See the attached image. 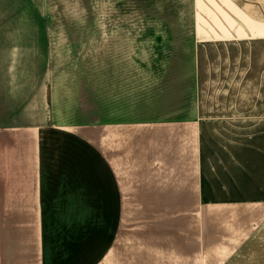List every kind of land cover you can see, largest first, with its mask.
<instances>
[{
    "label": "crops",
    "instance_id": "1",
    "mask_svg": "<svg viewBox=\"0 0 264 264\" xmlns=\"http://www.w3.org/2000/svg\"><path fill=\"white\" fill-rule=\"evenodd\" d=\"M247 7L201 4L196 50L264 39L263 12ZM3 78L0 264H264V199L212 197L204 162L202 132L234 129L220 120L240 109L199 106L197 90L182 117L40 120L48 95L14 70Z\"/></svg>",
    "mask_w": 264,
    "mask_h": 264
},
{
    "label": "rangeland",
    "instance_id": "2",
    "mask_svg": "<svg viewBox=\"0 0 264 264\" xmlns=\"http://www.w3.org/2000/svg\"><path fill=\"white\" fill-rule=\"evenodd\" d=\"M206 3L0 0V79L10 70L30 77L39 96L48 95L40 120L56 122L171 119L198 104L237 107L240 115L220 120L234 129L227 123L202 132L212 197L264 199V39L197 51L206 41L196 11ZM247 6L264 14V0ZM18 41L27 49L7 44Z\"/></svg>",
    "mask_w": 264,
    "mask_h": 264
}]
</instances>
